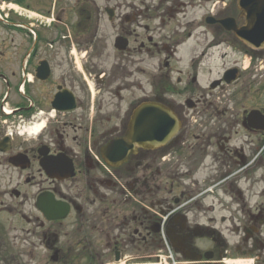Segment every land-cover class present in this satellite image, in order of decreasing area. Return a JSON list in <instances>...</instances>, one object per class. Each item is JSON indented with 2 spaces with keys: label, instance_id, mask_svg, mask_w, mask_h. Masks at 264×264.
I'll return each instance as SVG.
<instances>
[{
  "label": "flooded vegetation",
  "instance_id": "1",
  "mask_svg": "<svg viewBox=\"0 0 264 264\" xmlns=\"http://www.w3.org/2000/svg\"><path fill=\"white\" fill-rule=\"evenodd\" d=\"M238 2L0 0V253L12 215L33 264H264V0ZM145 102L163 144L129 137Z\"/></svg>",
  "mask_w": 264,
  "mask_h": 264
},
{
  "label": "water",
  "instance_id": "2",
  "mask_svg": "<svg viewBox=\"0 0 264 264\" xmlns=\"http://www.w3.org/2000/svg\"><path fill=\"white\" fill-rule=\"evenodd\" d=\"M240 9L249 13V0H240ZM139 117L140 136L136 141L139 145H151L166 141L176 131L175 117L165 108L156 104L141 106L137 111ZM138 122L136 120L135 124ZM130 136L133 133L130 131ZM126 154V153H125Z\"/></svg>",
  "mask_w": 264,
  "mask_h": 264
},
{
  "label": "rangeland",
  "instance_id": "3",
  "mask_svg": "<svg viewBox=\"0 0 264 264\" xmlns=\"http://www.w3.org/2000/svg\"><path fill=\"white\" fill-rule=\"evenodd\" d=\"M249 193L255 194L256 193L255 189L249 191ZM1 221L5 223L4 231H5L6 235L4 236V238L6 241H8L10 243L9 247H11L12 242L16 244V248H15V246H13L12 251L9 250V252H8L9 254H11L13 252L16 253V255L18 256L17 258H20L22 261L21 264H27L29 260H30L29 264H33V260H36V259L42 257L43 254L40 252L39 253L34 252V254H32V253L28 254L27 253V256H26V254L20 255L21 249L26 248L25 246H23V243L20 244L18 242L19 238L22 237L19 230L23 226V222L16 220V218L13 217L12 215L2 216ZM226 226H227V224H226ZM8 253H0V264H5V255H7ZM17 261H18V264H20L19 260H17ZM15 263L16 262L14 261L13 264H15Z\"/></svg>",
  "mask_w": 264,
  "mask_h": 264
},
{
  "label": "bare ground",
  "instance_id": "4",
  "mask_svg": "<svg viewBox=\"0 0 264 264\" xmlns=\"http://www.w3.org/2000/svg\"><path fill=\"white\" fill-rule=\"evenodd\" d=\"M258 258V257H257Z\"/></svg>",
  "mask_w": 264,
  "mask_h": 264
}]
</instances>
